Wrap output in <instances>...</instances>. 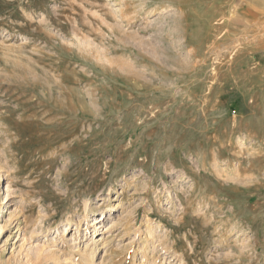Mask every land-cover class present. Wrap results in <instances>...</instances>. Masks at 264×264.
Wrapping results in <instances>:
<instances>
[{"label":"rangeland","instance_id":"1","mask_svg":"<svg viewBox=\"0 0 264 264\" xmlns=\"http://www.w3.org/2000/svg\"><path fill=\"white\" fill-rule=\"evenodd\" d=\"M1 208L0 264H264V0H0Z\"/></svg>","mask_w":264,"mask_h":264},{"label":"bare ground","instance_id":"2","mask_svg":"<svg viewBox=\"0 0 264 264\" xmlns=\"http://www.w3.org/2000/svg\"><path fill=\"white\" fill-rule=\"evenodd\" d=\"M193 178V177H192ZM3 209L1 208L0 209V212L2 211ZM104 210V209H103ZM113 210V207H109V208H107L106 209V212H111ZM11 224H12V222H11ZM98 226H99V224H98ZM99 228V227H98ZM18 229H20V227H18ZM3 231V227L0 229V234H1V232ZM99 235V234H98ZM94 244H96V242H94ZM90 245H92V243H90L89 242V244H87L86 245V247H85V250H80L79 249V251L78 252H80L79 253V255H78V257L80 258V261H81V263H83V264H94V255H95V251H94V248H91L90 247ZM164 246H166V245H164ZM164 248V247H163ZM6 249H7V247L5 246L4 247V252L6 251ZM170 249V248H169ZM145 252V254H146V251H144ZM144 254V255H145ZM73 256H75L76 257V259H78L77 258V253L75 254H73ZM157 258H156V254H154L153 255V261H157L156 260ZM153 263H155V262H153ZM152 263V264H153Z\"/></svg>","mask_w":264,"mask_h":264}]
</instances>
